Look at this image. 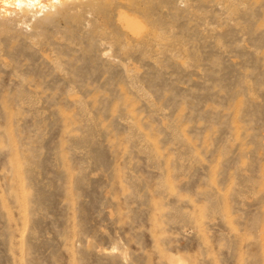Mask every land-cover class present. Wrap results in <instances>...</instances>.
<instances>
[{
	"label": "rangeland",
	"instance_id": "1",
	"mask_svg": "<svg viewBox=\"0 0 264 264\" xmlns=\"http://www.w3.org/2000/svg\"><path fill=\"white\" fill-rule=\"evenodd\" d=\"M0 0V264H264V0Z\"/></svg>",
	"mask_w": 264,
	"mask_h": 264
},
{
	"label": "bare ground",
	"instance_id": "2",
	"mask_svg": "<svg viewBox=\"0 0 264 264\" xmlns=\"http://www.w3.org/2000/svg\"><path fill=\"white\" fill-rule=\"evenodd\" d=\"M4 1V4L5 5H9V2H6V0H3ZM2 1V2H3ZM17 5L19 6H26L27 8H40V9H43V8H46L48 6V4L50 3V5L53 7L55 6V3H60L61 0H47L48 4L45 3L46 0H14ZM45 1V2H44Z\"/></svg>",
	"mask_w": 264,
	"mask_h": 264
}]
</instances>
